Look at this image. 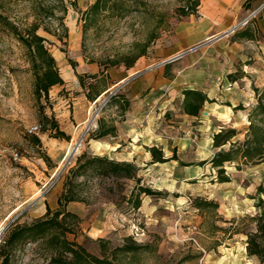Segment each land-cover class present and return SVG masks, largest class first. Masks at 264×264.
Wrapping results in <instances>:
<instances>
[{"label": "rangeland", "instance_id": "1", "mask_svg": "<svg viewBox=\"0 0 264 264\" xmlns=\"http://www.w3.org/2000/svg\"><path fill=\"white\" fill-rule=\"evenodd\" d=\"M95 1L65 0L68 11L63 25L59 18L43 21L53 33L43 29L39 33L48 39L65 84L53 87L49 97L41 100L34 92L35 74L26 47L0 25V264L1 247L13 227L41 219L48 206L59 209L69 171L85 151L136 164L139 181L106 176L94 168L75 180L81 200L68 205L77 217H68L65 224L67 237L76 248L83 247L112 264H264L247 254V234L256 231L255 217L263 209L258 203L264 194L258 188L264 187V162L241 167L226 163L232 181L219 182L217 171L206 163L215 151V127L183 116L182 89L187 84L171 83L174 66L183 57L167 66L160 64L135 83L116 85L95 102L87 97L91 82L97 83L95 92L111 86L125 74V62L138 55L143 54L134 66L146 68L200 42L212 12L217 14L216 29L225 30L223 40L198 43L194 52L199 62L214 64L219 53L228 51V44L242 45L237 33L247 27L256 34L258 45L264 46V0H200L197 14L189 16L183 14V8H191L195 0H111L105 10L93 15L89 10ZM0 13L21 28L36 19L32 0H0ZM57 15L63 14L59 10ZM263 51L258 50L263 61L255 64L261 75ZM102 70L108 72L100 77ZM77 73L85 76V86ZM116 94L130 99L127 111L111 101ZM77 112L88 117L86 123L73 119ZM130 113H151L153 121L162 113L163 123L152 124V130L166 140L157 147L166 157L176 154L177 158L154 164L152 154L145 153L150 147H129V139L119 141L122 146L114 152L93 138L100 119L117 125ZM45 114L72 132L70 143L53 139ZM249 120L248 115L227 125L240 131L235 140L245 139ZM35 125L41 126L36 134L41 145L34 143L29 132ZM145 127H149L147 122L136 125L140 132ZM138 183L161 194H142V206L136 209L128 197ZM191 226H197V231L189 232ZM61 245L49 237L12 245L9 264H50L59 256L73 260L72 255L61 252ZM135 246L141 249L126 251ZM74 260L94 264L86 256Z\"/></svg>", "mask_w": 264, "mask_h": 264}, {"label": "trees", "instance_id": "2", "mask_svg": "<svg viewBox=\"0 0 264 264\" xmlns=\"http://www.w3.org/2000/svg\"><path fill=\"white\" fill-rule=\"evenodd\" d=\"M111 0H96L91 6L89 12L97 15L105 10ZM200 0H195L194 3L183 8L185 16L197 14ZM32 9L35 15V20L21 28L8 15L0 13V25L13 34L27 49L29 61L32 65L35 74V95L41 100L43 97L48 98L50 91L57 85H64L65 80L62 77L58 63L50 48L47 45L48 39L39 33L43 29L49 33H53L50 27L43 24L46 18H59L63 25V17L67 13L68 8L65 0H32ZM63 15H57L58 11ZM65 29V28H64ZM66 30V29H65ZM58 31V29H57ZM55 31L54 34H57ZM237 35L242 38H254L255 35L251 28H244L239 31ZM143 55V54H142ZM138 55L134 59L125 62L127 68L134 66L135 62L142 56ZM168 64H166L167 66ZM78 78L83 86L84 75L78 74ZM98 76L95 78L97 79ZM94 79V77H92ZM97 83H90L88 87L87 97L90 101H97L102 96L104 91L98 90L95 92ZM257 93V104L249 111L250 125L247 129L244 140H235L240 134V131L234 127H224L219 132L214 134L213 147L214 154L206 163H210L217 171V177L221 183H229L232 177L228 174L226 163H237L238 167L241 165L259 164L264 162V88L255 89ZM184 109L187 114L199 115L203 105L208 100V96L200 90L187 89L184 91ZM111 101H116L119 106L127 111L131 106V101L126 96L116 94L112 96ZM243 106H238L237 109H243ZM45 120L51 126L54 134L53 138L60 140L71 141V135L63 130L58 121L45 114ZM117 131L116 125H107L104 119H100L99 127L94 135V139L100 140L105 137L115 134ZM35 144L41 145L42 140L36 134H30ZM152 154V163H164L172 158H177L176 154L173 157H166L164 150L157 146L149 148ZM45 160H50L46 157ZM205 162V161H204ZM183 165H187L182 163ZM203 164V163H202ZM90 168L106 176H119L123 178H134L137 181L138 166L132 162L116 161L108 157L89 155L87 151L83 152L77 159V165L72 167L69 171L65 188L59 197V209L53 211L50 206L47 208V213L39 220L27 225H16L13 227L4 245L1 247V254L3 256L2 264H9V248L12 245L23 242H35L41 238L49 237L52 241H58L62 245L61 252L73 256V260H67L64 256L55 257L50 264H76L74 259L86 258L94 264H112L104 259H100L86 251L83 247L76 248L67 237L68 227L65 222L68 217H77V215L68 210V205L71 202L80 201L79 194L75 191V180L83 176ZM260 193L264 194V187L258 188ZM142 194L156 195L161 194L156 192L148 186L137 184L128 201L139 209L142 206ZM259 206L263 208L261 213L255 217L257 222V229L254 232L247 234V254L249 257H258L261 263H264V198L260 197ZM140 246L129 247L126 251H138ZM81 250V251H80ZM85 255H84V254Z\"/></svg>", "mask_w": 264, "mask_h": 264}, {"label": "crops", "instance_id": "3", "mask_svg": "<svg viewBox=\"0 0 264 264\" xmlns=\"http://www.w3.org/2000/svg\"><path fill=\"white\" fill-rule=\"evenodd\" d=\"M209 16H211L208 17L212 20L211 24L207 28L208 31H206L204 37L198 43L208 40H216L218 42L223 40L222 32L225 30L222 28L216 29L218 22L216 18L217 14L212 12ZM242 42V45L234 42L228 44V51L224 50L222 53H219L215 63L210 65L199 62V57H196L197 55L194 52V47L198 43L189 44L177 52L178 56L181 55L179 58L183 57V60L175 64V70L173 71L175 72V76H173L171 83H177L178 85L187 84V86H184L182 89V103H184L185 99L184 91L187 89L200 90L208 96V100L203 105L199 115L187 114L183 104L181 105L183 109L181 114L193 119H199L200 122L211 123V125L208 126L209 128L212 125L215 127L214 134L238 119H246L249 115V106L257 104V93L255 89L264 86V74L261 75V70H258L255 66V64L258 63L257 61H263V58L258 54V50H264V46L258 45L260 41L257 39L256 34L254 38H242ZM218 59H220V61H218ZM169 60L154 63L146 68L141 66L126 67L125 74L117 78L111 86L105 87L103 91L107 93L116 85L122 86L124 83L128 84L131 81L135 83L156 70L157 66L160 64L168 63ZM249 60L253 61V63L248 62ZM107 72L108 71H104L100 77L105 76ZM162 79H164V77ZM241 84H243V86ZM137 97L138 96H136V98ZM238 106H243L244 108L237 109ZM79 113L80 112L74 114L73 119L78 124L86 123L88 117H82ZM161 115L162 113L158 117H155L159 118L158 121H153L152 118L154 117L151 113L143 116L131 113L126 114L125 119L117 123V131L115 134L109 135L106 140H98L97 142L101 146L105 145V148L111 147V150L114 152L122 146V143H119V141L124 140V142H127L129 139V147L163 146L166 140L152 130V124L155 126L156 124L158 125V123H163ZM146 122L149 127H145L144 131H137L136 125L145 126ZM179 125H181V123ZM66 132L72 136L70 130ZM53 139L56 141L60 140L57 138ZM66 142L70 143L69 141ZM213 142L214 139L212 138V147ZM145 153L149 156L151 152L146 151Z\"/></svg>", "mask_w": 264, "mask_h": 264}, {"label": "built area", "instance_id": "4", "mask_svg": "<svg viewBox=\"0 0 264 264\" xmlns=\"http://www.w3.org/2000/svg\"><path fill=\"white\" fill-rule=\"evenodd\" d=\"M248 22H249V20L247 19V21L245 23H248ZM40 131H41V126H39V125L32 126L29 130L30 134H38ZM16 156H18V153H16ZM197 229H198L197 226H191L188 228V231L191 233H194L195 231H197Z\"/></svg>", "mask_w": 264, "mask_h": 264}, {"label": "water", "instance_id": "5", "mask_svg": "<svg viewBox=\"0 0 264 264\" xmlns=\"http://www.w3.org/2000/svg\"><path fill=\"white\" fill-rule=\"evenodd\" d=\"M179 56H181V55H179ZM179 56H177V57H174L173 59H170L169 61L176 60L177 58H179ZM169 61H168V62H169Z\"/></svg>", "mask_w": 264, "mask_h": 264}, {"label": "bare ground", "instance_id": "6", "mask_svg": "<svg viewBox=\"0 0 264 264\" xmlns=\"http://www.w3.org/2000/svg\"><path fill=\"white\" fill-rule=\"evenodd\" d=\"M0 235H1V232H0Z\"/></svg>", "mask_w": 264, "mask_h": 264}]
</instances>
